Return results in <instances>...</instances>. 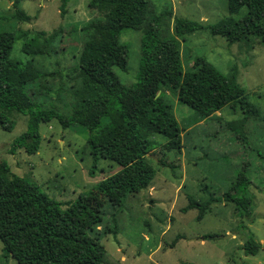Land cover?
I'll list each match as a JSON object with an SVG mask.
<instances>
[{
	"label": "rangeland",
	"instance_id": "rangeland-1",
	"mask_svg": "<svg viewBox=\"0 0 264 264\" xmlns=\"http://www.w3.org/2000/svg\"><path fill=\"white\" fill-rule=\"evenodd\" d=\"M13 1L0 0V31L17 35L10 56L21 62L33 60L44 72L26 85L27 92L44 106L70 113L76 98L74 88L80 80L76 66L105 51L110 35L108 14L90 8V0H66L64 16L60 12L64 0H23L19 7L32 19L21 22L12 16ZM150 2L154 8L151 13L172 8L173 16L167 20L168 25L160 27L161 35L172 34L175 17L213 25L228 15L227 0ZM241 13L235 17L239 18ZM25 32L28 36L34 32H44L46 38L54 36L47 53L35 55L24 51ZM142 36V30L130 28L123 29L120 35L128 48V68L114 70L127 85L138 81ZM181 52L184 71L191 68L198 56L206 57L225 74L235 66L237 80L246 87L248 100L256 111L245 120L247 112L243 103L237 102L201 118L178 100L176 91L163 87V98L171 104L181 126L182 149H154L150 159L157 171L155 178L148 188L130 193L121 207L114 208L94 188L120 166L101 158L95 174L90 175L93 159L87 145L90 130L86 126L72 124L65 128L53 118L40 125L37 152L30 154L24 148L12 152L14 139L27 129L28 122V114L14 111L10 116L13 128L8 130L0 125V161H6L13 173L30 177L57 201H74L86 194L93 209L103 215L95 235L106 247L105 264H264V42L230 43L203 28L181 40ZM107 120L103 118V123ZM233 122L239 128L233 127ZM152 139L160 145L166 142L158 133ZM158 158L174 166H162ZM242 171L251 180L247 193L254 199L252 216H239L235 204L224 200L212 203L201 220L197 219V208L183 210L190 195L201 201L210 195L223 197ZM115 225L116 232L105 231ZM208 233L217 237L204 239ZM179 235L184 237L173 244ZM251 235L263 240L256 255L246 254L243 249V242ZM0 264H18L4 253L1 240Z\"/></svg>",
	"mask_w": 264,
	"mask_h": 264
},
{
	"label": "trees",
	"instance_id": "trees-1",
	"mask_svg": "<svg viewBox=\"0 0 264 264\" xmlns=\"http://www.w3.org/2000/svg\"><path fill=\"white\" fill-rule=\"evenodd\" d=\"M21 1H13L12 16L29 22L32 16L19 7ZM65 1L60 8L62 16L66 13ZM89 7L108 14L109 41L102 54L84 59L76 66L80 80L74 88L76 98L70 113L44 106L32 98L26 85L44 72L33 60H13L10 54L17 35L0 31V125L11 130L10 116L14 111L28 114L27 129L14 139L10 150L24 148L30 154L39 150L41 123L56 118L65 128L72 124L86 126L90 130L87 145L93 159L90 175L95 174L101 158L120 166L94 186L117 208L130 193L148 188L155 178L157 171L150 159L154 149L160 146L168 151L182 149L181 126L171 104L163 98V87L176 91L178 100L201 118L237 102L243 103L245 120L256 111L248 100L246 87L237 80L235 66L225 74L206 57L198 56L191 68L184 71L181 40L204 28L230 43L264 42V0H227L228 15L213 25L175 17L170 35H161L159 30L168 25L172 8L151 13L150 0H90ZM243 7L246 12L241 13ZM125 28L143 32L138 81L133 85L123 83L114 70L128 68V48L120 40ZM24 35L23 50L35 55L47 53L46 48L54 39V36L46 38L44 32ZM103 118L108 120L103 123ZM232 125L239 128L236 122ZM156 133L163 135L166 142L160 145L154 141L152 136ZM158 161L162 166H174L164 158ZM250 182L242 171L223 197L210 195L201 201L190 195L183 210L197 208V219L201 220L212 203L224 200L235 204L239 216L250 217L254 204L253 196L247 193ZM102 222V213L93 209L86 194H80L74 201H57L39 189L30 177L13 173L6 161H0V240L4 253L18 264H105L106 247L95 235ZM105 231L116 232L117 225ZM180 237L184 236H177L173 244ZM215 237V233L204 235V239ZM261 246L262 242L253 235L243 242L246 254H257Z\"/></svg>",
	"mask_w": 264,
	"mask_h": 264
},
{
	"label": "crops",
	"instance_id": "crops-1",
	"mask_svg": "<svg viewBox=\"0 0 264 264\" xmlns=\"http://www.w3.org/2000/svg\"><path fill=\"white\" fill-rule=\"evenodd\" d=\"M232 237H236V234L235 233H232V235H231ZM260 242H262L263 240H259ZM260 250V249H259ZM256 255V254H255ZM258 264H260V263H258Z\"/></svg>",
	"mask_w": 264,
	"mask_h": 264
}]
</instances>
